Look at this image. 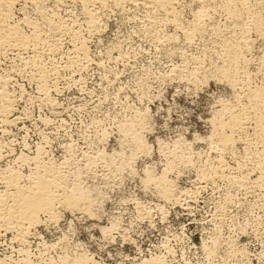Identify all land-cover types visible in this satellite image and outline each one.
I'll list each match as a JSON object with an SVG mask.
<instances>
[{"label": "rangeland", "instance_id": "rangeland-1", "mask_svg": "<svg viewBox=\"0 0 264 264\" xmlns=\"http://www.w3.org/2000/svg\"><path fill=\"white\" fill-rule=\"evenodd\" d=\"M210 1L211 19L191 42L170 24L152 30L144 12L130 6L103 13L99 29L89 34L80 5L55 9L50 0L44 3L76 20L87 58L68 65L71 46L64 37L47 62L58 70L46 93L26 73L12 74L17 101L10 118L17 123L0 130V167L26 175L34 160L52 163L67 173L68 183L76 182L89 208L59 207L23 245L2 236L0 259L58 264L69 255L94 264H264L258 162L246 141L234 136L224 150L216 132L227 108L247 103L245 81L234 87L227 76L235 55L227 48L242 43L241 25L227 19L226 0ZM200 9L193 0L178 7L185 23ZM26 11L34 18L31 8ZM247 35L241 66L250 87H264V39ZM130 123L133 129L123 128ZM247 138L254 139L252 130ZM218 159L245 179L244 186L198 176L200 169L216 168ZM163 188L173 199L163 197Z\"/></svg>", "mask_w": 264, "mask_h": 264}, {"label": "bare ground", "instance_id": "bare-ground-1", "mask_svg": "<svg viewBox=\"0 0 264 264\" xmlns=\"http://www.w3.org/2000/svg\"><path fill=\"white\" fill-rule=\"evenodd\" d=\"M46 1L49 2V0H0V130L2 131H4L6 125L17 123L16 117L10 118L17 101L16 94L11 90L14 84L12 74L22 76L26 73L25 75L31 81H35L43 93L48 92L52 88L51 85H53H49L48 81L51 77L55 78L58 69L57 66L53 65L54 63H50L51 67H49V63L47 62L51 61V58L59 51L58 46L61 40H65L63 39L64 37L69 39L67 40L70 41L71 46L70 52L66 56L68 65H81L79 62L86 61L88 52L86 49V39L77 31L76 20L60 17L55 12L57 10H49L45 6L46 4L44 3ZM50 1L53 3L54 8L65 7L70 3L80 5L85 15L87 32L89 34L96 33L99 29V17L103 13L112 9L124 10L126 6H130L141 9L144 12L145 19L152 30L157 32V30L170 24L176 30L181 31L186 41L190 42L197 33L206 27L208 20L211 19L209 6L213 4L210 0H193L201 9L196 12L192 21L185 23L178 11L182 0ZM257 1L226 0L225 3L221 2L224 4V14L227 19L234 24L241 25L238 33L242 39V43L236 42V44L227 48L229 51L232 50L235 53L232 62L229 64L227 73L229 82L234 87L243 84L239 83L241 79L245 83L249 79V74L241 66L245 62V58L241 56L240 51L247 49L249 45L247 34L250 31L255 32L264 39V7L259 5L262 4L259 0ZM29 8L33 10L34 18L28 15L26 10ZM97 21H99V24ZM245 83L243 86L246 90L243 92V96L247 98V103L236 110L227 108V117L217 120L216 132L219 142L217 143L222 146L221 148L229 147L233 142L234 136L246 141V144L249 145L252 151V156L258 162V166L257 164L256 166L260 170L259 180L263 182L264 87L253 88L248 83ZM134 126L130 123L123 128L130 130ZM249 130H252V135L254 136L252 141L247 138ZM100 154L95 156L96 159L101 157ZM217 162L216 168L211 167L209 169L198 170V176L207 181H216L224 178L229 182L242 183L243 185L245 179L236 177L228 172L226 164L221 159H218ZM32 163V170L26 175L21 174L15 169L0 167V184L3 187V190L0 191V239L2 236L10 234L17 243L22 245L25 244L28 236L32 234L34 227L41 223L43 218H47L48 220L56 217L55 215L58 213L57 209L59 207H70L81 211H86L89 208L88 199L82 195V190H80L76 182L68 183V176L64 170L42 160H34ZM77 174L75 175L76 178L73 177L75 181L79 180L77 179ZM160 192L163 197L169 200L173 199L172 194L167 189L163 188ZM59 258L58 264H94L93 262H87L85 258H74L69 255ZM22 261L23 263L26 262L25 264L31 263L24 261V259ZM0 264H10V261L0 259ZM143 264L161 263L159 260H154Z\"/></svg>", "mask_w": 264, "mask_h": 264}]
</instances>
